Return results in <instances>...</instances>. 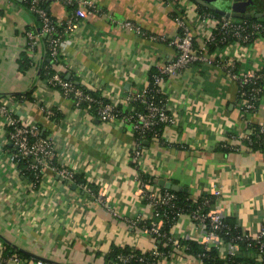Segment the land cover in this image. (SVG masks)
I'll return each mask as SVG.
<instances>
[{
	"label": "crops",
	"instance_id": "0c3cea01",
	"mask_svg": "<svg viewBox=\"0 0 264 264\" xmlns=\"http://www.w3.org/2000/svg\"><path fill=\"white\" fill-rule=\"evenodd\" d=\"M95 1L100 12L78 21L52 67L119 105L127 94L147 87L151 73L177 55L169 42L179 31L175 16L186 19L197 48H202L212 28L200 17L194 0ZM239 7L257 12L264 10V0H244ZM47 9L60 22L70 13L61 0H50ZM126 21L143 33L124 27ZM39 26L24 0H0V97L13 99L14 111L23 121L38 124L45 136H51L58 163L82 175L93 191L104 193L107 203L49 168L44 170V182L34 186L11 163L9 130L0 119V257L10 246L47 264H118L111 257L115 248L153 251L161 241L144 228L152 212L140 193L143 175L153 179L152 189H163L160 181L172 182L193 201L216 186L222 195L212 207L245 233L260 230L264 151L248 149L244 139L264 125V91L256 109L243 114L239 84L229 77L228 65L235 59L240 72L258 70L264 87V40L211 49L205 55L212 62H196L167 77L162 95L178 121L161 127V139L143 140V156L135 164L132 155L138 141L128 127L106 123L92 109H77L60 89L48 84L51 60L46 39L31 50L25 34ZM44 107L55 115L47 118ZM234 142L238 150L225 146ZM140 212L143 220L133 223ZM169 233L184 245L188 240L200 243L202 237L188 213L169 226ZM173 249L160 264H204L182 246ZM227 253V245L218 251L223 264ZM237 259L242 264L256 262V249L242 245Z\"/></svg>",
	"mask_w": 264,
	"mask_h": 264
},
{
	"label": "built area",
	"instance_id": "2783aa9c",
	"mask_svg": "<svg viewBox=\"0 0 264 264\" xmlns=\"http://www.w3.org/2000/svg\"><path fill=\"white\" fill-rule=\"evenodd\" d=\"M30 11L40 22L39 28L27 30L26 38L28 48L35 50L38 47L40 39H46V48L51 60L47 70V82L54 88L60 89L62 94L70 99L77 109H92L98 117L106 123L119 122L124 128H129L136 136L138 146L134 149L132 161L139 164L142 156V142L147 137L151 140L161 139V127L163 125H174L178 121V116L171 112L167 106V101L162 95V83L169 76L178 75L183 69L196 62L210 60L205 55L211 49L221 50L234 43L246 45L257 39L264 40V17L251 19H240L221 15L215 16L210 12H200L203 20H209L211 23V32L205 39L202 48H197L194 44V36L188 22L181 15L175 16V21L179 29L175 38L169 40L177 50L175 58L153 71L150 75L148 86L144 89L127 94L122 100L121 105L109 101L102 96L96 95L94 91L78 86L71 79L66 78L53 69L52 62L59 60L62 51L65 49L70 35L77 28L78 21L84 19L93 13H99L100 9L95 0H61L68 8L69 15L65 21H58L52 17L47 9L50 0H24ZM172 3L175 0H166ZM199 5V4H198ZM199 7V6H198ZM124 27L133 29L137 33H143L140 26L131 21L122 24ZM153 40L163 37L151 36ZM214 47V48H211ZM228 74L232 80L239 84L238 94L242 100L243 114L247 115L253 112L259 99L261 98L263 87V76L258 70H237V63L232 59L228 65ZM13 99H4L0 97V119L5 128L9 130V139L13 147L10 154L12 164L18 166L22 175L30 173L32 184L40 185L44 182L45 168L51 169L64 180L75 183L77 172L71 168L61 165L57 160V152L54 140L51 136H45L41 127L29 121H23L14 111ZM45 110L46 117L55 115L52 109ZM255 135L256 143L264 145V125L245 137L246 143H253ZM234 150L239 149V145L234 142L226 144ZM20 161L24 166H20ZM77 183V182H76ZM140 193L147 200L151 208L152 217L144 225L145 231L157 239L164 241L165 245L170 244L173 248L189 246L181 243L180 239L174 238L166 230V227L176 221L184 213H188L191 219L196 223L199 232L202 233L200 244L205 251L220 249L227 245L228 253L225 256L227 264H242L237 261V254L242 245L248 248H255L258 260L253 263L245 264H264V223L260 230L254 234L245 233L238 225H231L226 215L220 210H215L212 206L216 198L222 195L220 188L213 186L209 194L204 196L188 212L180 209L177 205L178 196L175 192L166 188H151V182L140 177ZM86 193L96 197L100 202L106 205L104 193L93 191L89 183H78ZM103 194V195H102ZM144 212H140L132 219L133 223L143 220ZM227 238V240L225 239ZM172 254L171 251L161 250L156 247L151 252L124 251L116 255L118 264H130L133 261L148 262L155 264ZM205 252L198 256L203 260ZM0 264H47L42 258L24 259L18 254L3 255L0 257Z\"/></svg>",
	"mask_w": 264,
	"mask_h": 264
},
{
	"label": "trees",
	"instance_id": "16d2710c",
	"mask_svg": "<svg viewBox=\"0 0 264 264\" xmlns=\"http://www.w3.org/2000/svg\"><path fill=\"white\" fill-rule=\"evenodd\" d=\"M198 6H199V11L200 12H204V11L205 12H210V13L214 14L215 16L221 17V15L218 14V13H216L214 10H211V9H209L207 7H204V6H201V5H198ZM262 10H263L262 8H259L257 12H261ZM253 12L256 13V11H253ZM254 19L255 18H251V20H254ZM211 48H214V47H211ZM53 71H55V70L52 69L51 72H53ZM262 83H263V81H262ZM252 138H253V143L252 144H249V147H251V150H261V151H264V145L255 142V139H256L255 135ZM146 139L147 140H151L150 137H147ZM246 144L248 145V143H246ZM19 165L23 167L24 166V162L20 161V164ZM24 176L27 177L30 181H32V176H31L30 173H26V175H24ZM142 178L144 180H149L151 183L153 182V179L152 178H148V176L143 175ZM75 180L77 182V183L75 182L77 185H78V183H86V181L83 178V176L82 175H79V174H77L75 176ZM175 193L178 196V202H177L178 207L180 209H184L186 212H188V209L189 208H193L196 205V203L199 202L202 199V198H200L199 200L193 201V200L187 198V196H185V195H183V194H181L179 192H175ZM227 220H228V222L231 225H236L235 223H233V221H229L230 219L227 218ZM170 225H168L166 227V230L168 232H169V226ZM225 239L227 240V238H225ZM185 245L189 246V249H188V252L189 253H192V254H195V255H199V254L205 252L206 255L203 258V263L204 264H223L222 261L218 260V252L216 250L205 251L203 245H201L200 243H198L196 241H192V240L186 241ZM159 248L161 250H164V251H171V252L174 251L173 247L170 244L165 245V243H164L163 240H161V242L159 244ZM124 251H129V250L128 249L115 248L113 250V252L111 253V257H113L114 260L116 261V255H117V253L124 252ZM15 253L18 254V255H20L24 259H30L31 258V255H29L28 253H26L24 251H21V250L12 249V248H10V246H7L6 252L4 253V255L7 256V255L15 254ZM167 258H169V257H167ZM237 261H238V259H237ZM130 264H151V263L133 261ZM155 264H160V261L157 262V263H155Z\"/></svg>",
	"mask_w": 264,
	"mask_h": 264
},
{
	"label": "water",
	"instance_id": "95a60500",
	"mask_svg": "<svg viewBox=\"0 0 264 264\" xmlns=\"http://www.w3.org/2000/svg\"><path fill=\"white\" fill-rule=\"evenodd\" d=\"M194 1L201 6L207 7L211 10H214L216 13L227 17L240 18V19L264 17V11L256 12V13L247 12L244 10L242 11L239 5L244 0H194ZM67 78L69 79V77ZM160 185L166 189H170L175 192L181 191V189L172 182L160 181Z\"/></svg>",
	"mask_w": 264,
	"mask_h": 264
},
{
	"label": "rangeland",
	"instance_id": "374dc122",
	"mask_svg": "<svg viewBox=\"0 0 264 264\" xmlns=\"http://www.w3.org/2000/svg\"><path fill=\"white\" fill-rule=\"evenodd\" d=\"M243 9H244L245 11H247V12L252 11V10H250V8H247V7H243Z\"/></svg>",
	"mask_w": 264,
	"mask_h": 264
}]
</instances>
